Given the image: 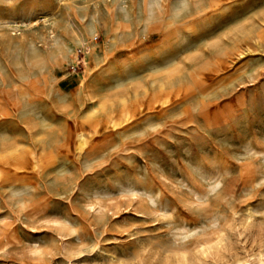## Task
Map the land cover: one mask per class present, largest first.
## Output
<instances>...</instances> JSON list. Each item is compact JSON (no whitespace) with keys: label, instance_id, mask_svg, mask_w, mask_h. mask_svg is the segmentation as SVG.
<instances>
[{"label":"rangeland","instance_id":"obj_1","mask_svg":"<svg viewBox=\"0 0 264 264\" xmlns=\"http://www.w3.org/2000/svg\"><path fill=\"white\" fill-rule=\"evenodd\" d=\"M2 141L0 264H264V0H0Z\"/></svg>","mask_w":264,"mask_h":264},{"label":"bare ground","instance_id":"obj_2","mask_svg":"<svg viewBox=\"0 0 264 264\" xmlns=\"http://www.w3.org/2000/svg\"><path fill=\"white\" fill-rule=\"evenodd\" d=\"M5 23V22H4ZM79 45H82L83 47V50L84 52L88 53L90 52V46L87 45V43L84 41V39H81L80 42H79ZM76 52V49H71V50H68L67 51V54H71V53H75ZM76 56V55H75ZM74 57V56H73ZM119 57V56H118ZM85 64H86V61H84ZM84 82V81H83ZM104 100V98H102ZM102 99L100 101H102ZM108 100V99H106ZM114 100V99H113ZM107 102V101H106ZM102 102L101 105H100V108L103 110V111H107V108H108V102ZM119 105L121 107V113H120V117L117 116V114L114 112V111H107V121H106V124L107 126H110V127H117L119 126L120 124H122L123 122H126L127 120L130 119L131 117V114L130 112L126 109V104H127V98L126 97H120L119 99ZM113 103V102H112ZM117 103V102H116ZM99 105V104H98ZM5 110V109H4ZM95 112V111H93ZM92 112V113H93ZM97 112V111H96ZM91 113V111H90ZM102 113V112H101ZM90 115V114H89ZM105 128V127H104ZM97 132V131H96ZM76 134V140L79 144L83 143L87 136L86 134L83 132V131H78ZM74 143V142H73ZM13 146V142H0V150L1 151H6V150H9L11 149ZM85 146V145H84ZM19 152V151H18ZM197 156V155H196ZM41 160V159H40ZM63 164V163H62ZM61 165V164H60ZM229 170V169H228ZM151 193V192H150ZM186 222V221H185ZM63 243V242H62ZM264 243V242H262ZM211 247V245H209L207 248H203L201 250V254H205L207 252V249H209ZM260 253V252H259ZM247 255V254H246ZM262 258V257H261ZM177 262H179V264H198L199 262H201V260L196 258H191L188 256V253L184 250V251H181L180 252V255L177 259ZM196 262V263H195ZM261 262V261H260Z\"/></svg>","mask_w":264,"mask_h":264}]
</instances>
